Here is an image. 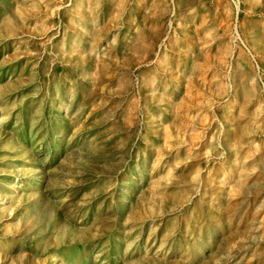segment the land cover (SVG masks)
Wrapping results in <instances>:
<instances>
[{
	"label": "rangeland",
	"instance_id": "1",
	"mask_svg": "<svg viewBox=\"0 0 264 264\" xmlns=\"http://www.w3.org/2000/svg\"><path fill=\"white\" fill-rule=\"evenodd\" d=\"M0 264H264V0H0Z\"/></svg>",
	"mask_w": 264,
	"mask_h": 264
}]
</instances>
